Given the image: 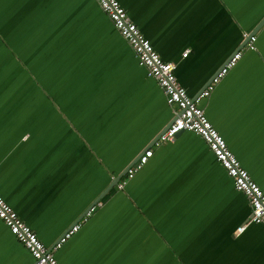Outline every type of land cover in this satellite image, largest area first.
<instances>
[{"label": "crops", "instance_id": "obj_1", "mask_svg": "<svg viewBox=\"0 0 264 264\" xmlns=\"http://www.w3.org/2000/svg\"><path fill=\"white\" fill-rule=\"evenodd\" d=\"M264 192V0H117ZM254 36V49H247ZM187 52L186 56L182 54ZM94 0H0V196L59 264H264V226ZM152 156L122 188L144 150ZM0 220V264H32Z\"/></svg>", "mask_w": 264, "mask_h": 264}, {"label": "built area", "instance_id": "obj_2", "mask_svg": "<svg viewBox=\"0 0 264 264\" xmlns=\"http://www.w3.org/2000/svg\"><path fill=\"white\" fill-rule=\"evenodd\" d=\"M100 9L106 14L114 29L131 47L137 63L146 71V75L156 81L161 89L167 105L172 108L173 119L168 127L159 136L156 143L171 142L179 132H192L203 139L211 151L215 160L224 169L232 180L236 191L242 193L250 206V216L245 223L236 229L235 234L241 233L248 224H260L264 226V192L252 180L249 173L241 166L236 156L229 150L225 140L215 130L206 118L198 102L208 97L213 87L235 66L240 58L239 52L230 57L227 63L211 79L207 87L199 93L195 99H191L185 89L181 87L174 74L173 63L163 61L152 48L149 41L141 34L137 26L129 19L125 9L117 0H94ZM255 37L250 36L247 49H254ZM187 52L183 53L185 57ZM152 156V150L146 149L138 156L136 161L127 168L123 177L118 181V188H122L133 178ZM89 208L82 220L65 231L56 243L48 248L42 244L36 234L18 217L15 211L0 196V220L7 227L13 237L30 253L32 264H59L53 252L86 221L93 211Z\"/></svg>", "mask_w": 264, "mask_h": 264}, {"label": "water", "instance_id": "obj_3", "mask_svg": "<svg viewBox=\"0 0 264 264\" xmlns=\"http://www.w3.org/2000/svg\"><path fill=\"white\" fill-rule=\"evenodd\" d=\"M249 38V37H248ZM182 132H179L176 134V136H178L179 134H181ZM130 167V166H129ZM126 172V171H125ZM116 182H118V179L116 180Z\"/></svg>", "mask_w": 264, "mask_h": 264}]
</instances>
